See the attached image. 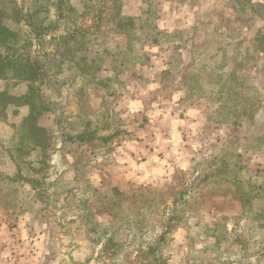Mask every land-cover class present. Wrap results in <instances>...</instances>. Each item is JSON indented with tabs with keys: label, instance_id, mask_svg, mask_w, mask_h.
Returning a JSON list of instances; mask_svg holds the SVG:
<instances>
[{
	"label": "rangeland",
	"instance_id": "rangeland-1",
	"mask_svg": "<svg viewBox=\"0 0 264 264\" xmlns=\"http://www.w3.org/2000/svg\"><path fill=\"white\" fill-rule=\"evenodd\" d=\"M119 2L136 19L131 36L93 39L76 57L87 56L84 69L67 61L46 86L57 112L39 118L52 133L45 163L23 155L25 180L0 177V264L66 263L53 201L68 207L81 250L99 256L91 264H264V56L254 41L264 0ZM92 58L103 81L86 68ZM0 88L18 95L27 84ZM87 121L97 136L117 134L76 141ZM14 134L0 121V172L11 176ZM135 146L160 165L145 166Z\"/></svg>",
	"mask_w": 264,
	"mask_h": 264
},
{
	"label": "trees",
	"instance_id": "trees-1",
	"mask_svg": "<svg viewBox=\"0 0 264 264\" xmlns=\"http://www.w3.org/2000/svg\"><path fill=\"white\" fill-rule=\"evenodd\" d=\"M96 1L92 4V0H87L79 8L70 0H32L28 7L18 0H0V80L27 84V90L18 95L10 92L9 88H0V121L13 129L16 136L14 151L18 154L13 152L10 144L5 148L15 164L16 173L11 176L0 172L4 180L12 183L25 180L20 166L23 155L36 154L38 163H45L52 133L39 123V118L46 112H57L56 104H50L45 95L53 73L67 61H73L84 69L80 62L87 56L78 60L76 57L93 39L114 34L131 36L130 29L135 27L136 19L123 13L119 0ZM87 16H90V22L80 21ZM159 34L158 31L152 34L156 43H159ZM254 41L258 42L255 49L264 56V34H258ZM99 63L96 58H92L90 64L85 63L87 69L95 70L91 72L93 82L105 79L100 74ZM24 109L26 111L19 115ZM11 114L19 116L16 124L9 120ZM57 122L60 123L59 120ZM86 124L85 130L73 135L76 141L91 142L100 137L97 130L90 129L91 121ZM115 135L100 139L108 142Z\"/></svg>",
	"mask_w": 264,
	"mask_h": 264
},
{
	"label": "water",
	"instance_id": "water-1",
	"mask_svg": "<svg viewBox=\"0 0 264 264\" xmlns=\"http://www.w3.org/2000/svg\"><path fill=\"white\" fill-rule=\"evenodd\" d=\"M52 156L53 153H51L49 163L54 166ZM49 195H51L50 192ZM52 203L58 210L55 218L57 219V223L61 228V234L67 237L65 250L63 252V255L66 258L65 264H91L92 262L99 260V256L94 255V253L83 252L81 250V245L77 238L78 233L76 231L75 223L67 219V214L69 212L68 207L59 206L56 201H53Z\"/></svg>",
	"mask_w": 264,
	"mask_h": 264
},
{
	"label": "crops",
	"instance_id": "crops-1",
	"mask_svg": "<svg viewBox=\"0 0 264 264\" xmlns=\"http://www.w3.org/2000/svg\"><path fill=\"white\" fill-rule=\"evenodd\" d=\"M169 133H171V132H169ZM149 138H150V136H147L146 137V135H145V142L146 143H148ZM162 140H163V142H162V145L160 146L161 149H166L167 147L171 146V143H170L169 138H167L165 140L162 139ZM135 141L140 143V140H135ZM134 142H131V143H134ZM145 142H143V143H145ZM139 147L140 146H135V148H137V149ZM140 149H141V151H140ZM140 149H139V151L142 152V154H140V152L139 153H137L136 151L135 152H136L137 156L139 154V156L142 155V157L145 158V160L142 162V163H145V166H152L153 167V166L160 165L159 163H160L161 157L158 158L157 157L158 155H156L155 153H152V151L150 150V148H148L146 146L145 147L144 146H141Z\"/></svg>",
	"mask_w": 264,
	"mask_h": 264
}]
</instances>
